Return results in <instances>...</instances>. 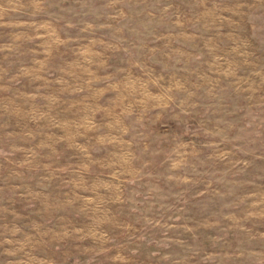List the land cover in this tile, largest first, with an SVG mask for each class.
<instances>
[{
	"label": "rangeland",
	"instance_id": "obj_1",
	"mask_svg": "<svg viewBox=\"0 0 264 264\" xmlns=\"http://www.w3.org/2000/svg\"><path fill=\"white\" fill-rule=\"evenodd\" d=\"M0 264H264V0H0Z\"/></svg>",
	"mask_w": 264,
	"mask_h": 264
},
{
	"label": "crops",
	"instance_id": "obj_2",
	"mask_svg": "<svg viewBox=\"0 0 264 264\" xmlns=\"http://www.w3.org/2000/svg\"><path fill=\"white\" fill-rule=\"evenodd\" d=\"M102 93H103V91H101V92H90L88 95H84V96H83V94H81L80 97H78V98L67 99V100L61 102V105H63L64 108L67 110L74 108L76 110L75 114L85 115V116H87L89 113L92 115L93 112H95L97 110L98 111L103 110V108H105L104 111H107L109 109L108 105L110 106V108L112 107L110 105V103H108V104L105 103L104 104L105 107H102L100 104L97 103V106L94 108L95 103L91 102V99L100 98L101 97L100 95H102ZM105 98L108 99L107 96ZM63 99H65V98H63ZM59 104H60V102H59ZM77 108H79L80 110ZM80 121L82 122V118ZM81 125H83V124H81ZM83 129H85V127Z\"/></svg>",
	"mask_w": 264,
	"mask_h": 264
}]
</instances>
